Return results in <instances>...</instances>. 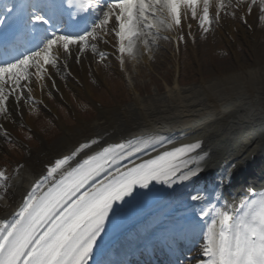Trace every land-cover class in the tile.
Here are the masks:
<instances>
[{
  "label": "snow or ice",
  "instance_id": "obj_1",
  "mask_svg": "<svg viewBox=\"0 0 264 264\" xmlns=\"http://www.w3.org/2000/svg\"><path fill=\"white\" fill-rule=\"evenodd\" d=\"M242 6L247 14L258 6L259 19L264 20V0H19L0 19V42L9 46L20 31L33 47L0 62V116L7 117L10 99L19 103L31 93L34 80L45 79L50 69L61 67L62 60L67 68L74 49L77 62L87 52L103 62L106 53L98 51V45L108 44L107 37H112L123 64V54H131L141 37L151 36L154 43L162 28H181L188 18L207 33L222 14L235 16V11L228 10ZM73 8L75 12L70 11ZM89 10L96 15L90 25L76 32L58 27L65 16L72 19ZM142 42L150 50L149 40ZM165 140L158 134L142 135L88 154L100 144L98 139H90L56 159L12 218L0 220V264H89L97 249L103 251L110 215L118 217L123 211L116 204L148 195L153 182L171 188L198 175L204 157L193 154L202 147L199 140L140 163L132 161L149 149L164 147ZM125 161H132L131 166ZM8 180L6 172L0 171V188L6 189ZM190 199L202 197L197 193ZM239 209L235 216L216 210L205 233L203 255L207 259L202 264H264V191L250 193ZM199 215L203 219L209 212L201 209Z\"/></svg>",
  "mask_w": 264,
  "mask_h": 264
},
{
  "label": "bare ground",
  "instance_id": "obj_2",
  "mask_svg": "<svg viewBox=\"0 0 264 264\" xmlns=\"http://www.w3.org/2000/svg\"><path fill=\"white\" fill-rule=\"evenodd\" d=\"M233 11L236 12L235 16L222 14L219 23L213 24H221L218 29L226 37L227 45L232 44L231 40L238 39L235 32L238 28L241 36L239 38L255 49L253 53H257L259 31L256 25L262 15L259 7L253 6L252 14H247L246 6L239 10H228L229 13ZM188 24L195 27L191 18L182 22L183 28L187 29ZM145 38L148 39H138L139 48H135L134 52L141 55L142 62L148 68L156 69L157 59L162 53L153 55L155 62L150 61V54L144 53L145 46L142 41ZM107 39L110 42L100 43L98 51L112 52L114 58L120 60L121 54L113 46L115 41L112 37ZM189 48L194 52L198 48L197 41L189 40ZM178 50L181 51L180 45ZM92 55L91 52L81 54V59L77 62L74 49V55L67 58V68L63 67L65 61L62 60L61 67L50 69L45 79L34 80L31 93L22 102L17 103L10 99L7 115L9 120L6 121V117L0 116V125H3L0 128L1 151L6 140L5 133L10 136L18 124L27 123L29 111L54 110L49 104L48 95H54L57 101L68 99L60 75L66 74L71 86L85 83L91 76L98 80L104 78V73H100L96 66L88 70V61L91 65H97ZM236 59L239 64L234 70L211 78L202 77L199 84L191 87L184 88L177 82L165 94L158 93L147 98L139 94L125 107L113 110L102 108L94 121L81 120L79 129L74 131L66 128L57 141L43 142L39 149L29 150L25 162L15 166V174L9 177L6 189L0 188V220L11 219L26 194L47 174V169L54 161L70 154L79 143L98 139L100 144L88 150V154H92L93 151L100 150L101 146L148 134L170 137L172 143L165 140L164 147L201 141V149L193 154L204 157L200 161V171L190 181L175 184L171 188L162 184L157 201L106 239L103 251L97 249L89 264L119 263L123 254H127L143 241L150 242V236L153 238L161 234L172 239L179 238L178 229L189 218L194 217V223H202L205 217L201 219L199 213L201 209L211 210V201L219 200L221 207L232 215L237 210V201L251 189H264V62L257 55L252 63L239 57ZM123 60L126 67L131 68L132 64L127 60L126 54H123ZM168 60L176 62L174 67L177 66L175 53ZM115 68L117 73L122 72L118 64ZM138 71L142 74V67ZM132 79L137 86L138 81L134 76ZM132 116H142L145 122L125 134L122 129L132 122ZM244 123L253 127L248 126L246 130H242L241 125ZM164 147L157 146L156 151L149 149L147 154L133 157L132 161L150 156ZM132 161L123 163L130 165ZM101 179L103 176L97 178ZM197 193L202 199L191 200L190 196ZM144 231L149 234L144 236ZM136 241L139 243L136 244Z\"/></svg>",
  "mask_w": 264,
  "mask_h": 264
},
{
  "label": "rangeland",
  "instance_id": "obj_3",
  "mask_svg": "<svg viewBox=\"0 0 264 264\" xmlns=\"http://www.w3.org/2000/svg\"><path fill=\"white\" fill-rule=\"evenodd\" d=\"M195 22L196 28L194 29L196 30L193 35L191 33L193 31L192 28H190L191 31H183L181 33V36H183V39H181L183 44L181 45L180 56H178V49L176 51L173 48V45L172 48H170L167 46V43L161 44V52L164 56L159 57L160 59L156 62L157 69L155 71L152 72L151 69L142 62L140 56L131 55L129 57L132 64L130 74L136 78V81H138L139 90L144 96L150 94L154 95L157 92L158 87L161 94L165 93L164 91H166L167 88L166 80H173L174 82L176 70H172L171 65L173 64L168 60L169 57H171L172 51L176 52L175 56L179 58L178 63L180 64L181 70H183L181 83L185 87L199 84L201 76L204 78H211L214 75L219 76L225 71L236 69L239 64L238 59H236L237 57L244 59L246 62L252 63L256 60L257 55V57L264 62V20L259 19L256 25V28L259 31V51H257V53H253L252 51L255 49L239 38L241 36H239L240 33L238 28L235 29L236 34H238V39L235 41L230 39L232 44L229 43V45H227L226 37L219 32V29L213 27L209 32L205 33L198 27V22ZM185 36L193 38L194 42L197 41L198 48L194 49V52L189 48V40L188 37L185 38ZM169 40L172 42V39ZM146 51L145 54H148L147 52L149 50ZM162 57L163 59H161ZM150 61L155 62L151 55ZM87 66L88 70H91L96 66L100 73H104V78L98 80L91 76L83 86L76 89V92L67 86L66 91L69 92L67 99L68 103L59 102L56 98L50 96L49 102L54 109V113H46L44 111H29L27 113L28 120L32 125L42 131L43 138L46 141L54 142L58 140L62 136L66 127L74 131L79 129L81 125L80 120L82 119L88 121L96 119L98 112H95L93 108L85 106L84 100L87 99L90 101V95L93 96V99L103 102L107 106V109L111 110L132 102L133 98L128 89L129 80L124 78L120 73H117L114 65L111 67V64H109V67H105L101 62L97 63V65H91V62L89 61ZM141 67L143 69L142 74L138 71ZM17 131L21 135L26 136L25 131L20 129H17ZM30 141L36 149L42 144L41 139L38 136H36L35 139H30ZM8 150H11L13 154L15 153L14 155L20 153H16L13 147H8L6 145L3 150L0 151V164L7 163L6 165L10 166Z\"/></svg>",
  "mask_w": 264,
  "mask_h": 264
}]
</instances>
